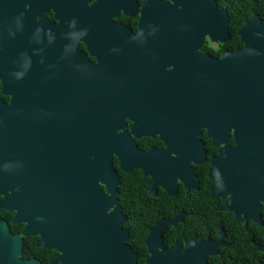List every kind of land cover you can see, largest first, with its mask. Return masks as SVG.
<instances>
[{
	"label": "water",
	"instance_id": "water-1",
	"mask_svg": "<svg viewBox=\"0 0 264 264\" xmlns=\"http://www.w3.org/2000/svg\"><path fill=\"white\" fill-rule=\"evenodd\" d=\"M131 1L119 9L130 15ZM75 4L76 0H0V65L22 63L28 54L37 57L41 46L35 54L15 41L29 44L46 31L48 54L59 48L62 55L57 60L60 67L54 69L63 78L75 72L68 67H174L173 100L167 108L175 117V129H205L212 145L231 133L234 147L220 149L211 159L209 178L216 180L212 191L229 194L233 203L243 201L247 210L254 203L258 210L264 204L261 20L254 16L245 21L236 33L241 46L214 58L200 51L204 39L215 44L229 39V17L226 10L217 9L215 0H148L140 10L138 35L110 52L105 37L90 35L92 7H86V0ZM51 9L60 18H74L73 34L66 20L61 34L60 25L41 29L39 22L32 35L28 26L33 18ZM77 40L96 57V64L89 65L75 51L79 62L68 58L72 48L67 49V41L74 45ZM24 68L0 67V93L9 97L8 103L0 99V210L15 213L13 224L25 223L23 236H40L39 248L60 253L51 264H136L137 255L127 244L129 233L123 229L126 217L117 206L120 176L112 168L113 160L123 174L139 170L150 177L148 186L157 184L170 194L167 180L173 168L188 159L201 163L204 152L176 151L181 159L141 153L122 131L121 102H109L106 85L98 84L104 78L93 87L84 84V93H79L73 78L61 84L51 67L47 86L33 80L42 68L31 67L29 85ZM171 223L161 220L149 230L146 264H169L170 253L163 249L160 235ZM21 249V237L11 235L0 219V264H40L21 260Z\"/></svg>",
	"mask_w": 264,
	"mask_h": 264
},
{
	"label": "flooded vegetation",
	"instance_id": "flooded-vegetation-1",
	"mask_svg": "<svg viewBox=\"0 0 264 264\" xmlns=\"http://www.w3.org/2000/svg\"><path fill=\"white\" fill-rule=\"evenodd\" d=\"M82 1L76 0L75 5H79L78 3ZM147 1L132 0L129 15L119 9V6L124 2L127 3L128 0H86V7H92L89 11L90 35L105 37L103 42H105L106 51L113 52L115 49L118 51L119 47L126 46L131 38L138 35L140 10ZM59 16L58 13L55 16L52 9L48 10L39 17L33 18L34 21L28 28L34 30L32 35H36L35 29L38 28L36 25L39 22L41 29L47 28L48 25L51 27L60 25L61 34V30L64 28L62 25L66 20H69L70 24L66 26V29H71L73 34L75 28L77 29L74 18L64 19ZM40 33L43 34V37L42 35L35 37L36 39L34 41L31 39L29 44L21 39L16 40L15 44L22 46L23 49H26L25 46L28 45V52L35 54L39 52L38 47L41 46V54H36L37 57L34 54H28L22 63L0 65V67H25L24 69L28 71L25 78L27 84L30 85L33 80H36L43 82L46 86L49 83V76L51 77L47 68L51 67L54 72L52 75L57 82L62 84L73 78L74 84L79 87L77 89L79 93H84V84L89 83L93 87L97 84V79L102 77L105 82L98 84L106 85L109 102H121V115L124 123L122 131L129 135V140L137 151L165 153L171 159H181L176 151L199 150L204 152L202 155L204 159L201 163L194 164L188 159L180 166L173 168L172 176L167 180L170 194L157 184L153 186L154 188L148 186L150 177H144L141 171L136 170L141 173L143 178H146L144 187L146 197L157 198L160 194H164L173 203L172 215L168 218L155 220L148 229L149 233L155 223L161 220L173 222L165 226L160 235L163 249L170 253L169 264H264V204L261 203L260 208L256 210L253 203L251 209L247 210L244 209L243 201L233 203L229 201V194H223L222 191H217L215 194L212 191L216 180L209 178L211 159L219 155L220 149L234 147L232 134L230 133L224 142L212 145L205 129H200L199 133H195L190 129H175L174 127L175 117L168 108L171 106L170 101L173 100L172 84L174 83L175 68L68 67L75 68V72L71 77H67L68 79L63 78L64 75H60L54 69L60 67L57 62L62 57L59 48L56 52L48 54L46 38L48 32L40 31ZM51 38L56 40V35L53 34ZM71 41H67V49L69 45L72 48V52L68 55L69 59L72 58L71 61L79 62V53H81L89 65L97 63L96 57L90 55L83 41L77 40L74 45ZM206 43L212 48L220 45L211 43L208 38H205L200 48L202 53L209 54L201 50ZM73 51L78 53V58H75L77 55ZM37 58L40 61L39 64ZM31 67L42 68L39 74L34 75L33 80ZM13 74L16 76V73ZM81 97H77L75 100L80 101L83 99V96ZM0 99L5 103L9 102V97L3 96L1 93ZM205 186L206 191H201ZM147 187H150V195H148ZM202 198H205L206 201L202 202ZM233 204L239 207L238 210L232 209ZM8 213L9 220L2 217L0 219L7 223L11 235L21 237V256L25 250L27 257L21 259L20 256V259L36 260L40 264H51L60 253L52 249L39 248L37 244L41 238L38 235L23 236L25 223L13 224L15 213ZM123 229L127 230L124 225ZM147 235L143 240L147 254L143 260L144 264L149 257L145 244Z\"/></svg>",
	"mask_w": 264,
	"mask_h": 264
},
{
	"label": "trees",
	"instance_id": "trees-1",
	"mask_svg": "<svg viewBox=\"0 0 264 264\" xmlns=\"http://www.w3.org/2000/svg\"><path fill=\"white\" fill-rule=\"evenodd\" d=\"M215 1L217 9L226 10L229 17V39L226 43L220 44L216 48H212L206 43L201 50L218 58L222 51L232 52L241 46L236 33L245 21L257 16L264 25V0ZM112 168L120 176L117 206L121 208L122 214L127 217L124 223V227L129 233L127 244L133 252L137 253V264H144L143 260L147 254L143 240L148 233V229L153 225L155 220L170 217L174 206L164 194H160L157 198L146 197L144 189L146 178H143L139 171L123 174L119 170L115 159L113 160ZM201 191L205 192L206 186ZM192 201L195 200L192 199ZM201 201L205 202L206 199L202 198ZM0 217L9 220V213L0 210ZM25 257H27V252L24 250L21 259Z\"/></svg>",
	"mask_w": 264,
	"mask_h": 264
}]
</instances>
